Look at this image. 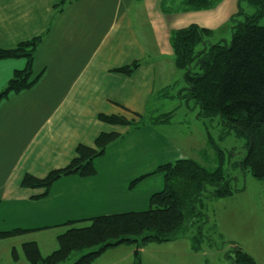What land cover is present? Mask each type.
<instances>
[{
	"label": "crops",
	"instance_id": "1",
	"mask_svg": "<svg viewBox=\"0 0 264 264\" xmlns=\"http://www.w3.org/2000/svg\"><path fill=\"white\" fill-rule=\"evenodd\" d=\"M239 2L223 0L212 9L167 13L162 0H0L1 49L42 36L33 65L37 82L0 104V208H15L11 214L18 228L36 232L118 212L111 210L115 193L121 191L118 169L61 178L39 199L34 197L43 192L23 188L22 179L27 173L43 178L67 166L80 144L94 146L102 132L124 135L111 146L134 142L133 134L135 140L152 136L151 149L164 151L163 132L173 122L133 129L108 124L99 116L147 115L154 106L166 111L155 100L183 75L175 64L172 32L191 24L221 30L237 13ZM136 60L142 64L131 75L114 71ZM26 66L25 58L0 60V92ZM137 132H142L140 137ZM168 162L173 159L157 160L128 175L130 188L135 179ZM148 193L150 197L153 192ZM114 252L106 250L93 264H114Z\"/></svg>",
	"mask_w": 264,
	"mask_h": 264
},
{
	"label": "trees",
	"instance_id": "2",
	"mask_svg": "<svg viewBox=\"0 0 264 264\" xmlns=\"http://www.w3.org/2000/svg\"><path fill=\"white\" fill-rule=\"evenodd\" d=\"M223 0H162L164 12L205 10L218 6ZM255 8L248 14L244 4ZM264 0H240L239 9L231 20V43H211L212 29L191 24L176 29L171 34L176 67L185 71V86L179 90L180 98L194 101L200 108L199 118L213 119L220 116L225 133L233 131L237 137L245 138V154L236 163L252 176L264 179ZM42 36L22 41L14 48L1 49L0 60L25 58L27 66L16 70L7 86L0 92V104L13 93L31 89L38 80L34 76V60ZM142 64L136 60L114 69L115 72L131 75ZM178 82L163 89L160 96L173 99ZM159 97V96H158ZM176 110L161 111L154 106L147 115L133 112L125 115L101 114L100 120L116 126L138 129L146 124H171ZM120 132H102L94 146L80 144L71 162L52 170L40 178L25 174L22 187L41 190L35 196H47L51 187L61 178L78 175L92 177L97 174L95 159L105 155L108 147L121 139ZM209 139L214 140L211 135ZM223 152L220 151V166L209 170L192 158H179L175 162L159 165L147 175L135 179L137 185L153 173L164 174V187L152 194L150 208L145 211H128L97 215L84 220L68 221L61 225L66 230L57 237L58 248L44 256L36 241L25 242L23 253L29 264H63L74 253L86 252L71 264H93L106 250L136 243H162L180 237H191L199 242L201 223L206 213L202 210L206 199H222L235 192L232 177L223 168ZM238 190V189H237ZM86 221L84 226L78 223ZM195 229V231H194ZM197 231V232H196ZM32 232L30 229L13 228L0 231V240ZM196 232V233H194ZM190 234V235H189ZM139 252L136 257L139 259ZM14 261L20 256L16 248L12 251ZM230 264H257L256 260L241 247L234 246L228 255ZM140 264V259L138 261Z\"/></svg>",
	"mask_w": 264,
	"mask_h": 264
},
{
	"label": "rangeland",
	"instance_id": "3",
	"mask_svg": "<svg viewBox=\"0 0 264 264\" xmlns=\"http://www.w3.org/2000/svg\"><path fill=\"white\" fill-rule=\"evenodd\" d=\"M244 8L248 14L255 12V8L249 4L245 3ZM260 25L264 26V18L261 19ZM219 30L214 32L210 42L231 43V23ZM184 76L185 71L176 80L178 88L174 90L175 94L177 93L175 98L169 99L159 94L155 100L159 105L164 104L161 108H168L165 109L166 111L177 108L172 120L173 124L163 132L167 146L164 151L161 148L151 149L152 136L135 140L133 134L134 142L126 141L117 146L110 145L107 154L95 159L98 171L120 170L121 191L115 193L111 210L118 211L115 213L148 210L151 198L148 192L151 190L155 193L163 189L164 174L153 173L133 188H130L131 179L128 175L151 167L157 160L162 161L166 157L173 159V162L179 158L178 156L192 158L209 170H215L221 164L220 151H222L223 168L227 175L233 178L235 192L227 198L204 200L202 210L206 213L205 222L200 224L202 234L196 245L191 237H180L162 243L150 242L146 245L122 244L113 247L116 249L113 255L114 264H138L139 259L140 264H230L227 258L232 254L234 246H239L249 253L257 264H264V179L255 178L236 165L245 154V138L237 137L233 131L225 133L220 116L213 119L199 118L200 108L196 103L180 98L179 90L185 86ZM137 133L139 137L142 134V132ZM209 135L212 136L214 143L210 141ZM160 183H163V186L158 188ZM14 210L15 208L9 204L0 208V231L18 228L16 215L11 214ZM66 222L0 240V264H29L22 248V245L29 241L38 242L44 256L50 254L58 248L57 237L66 230L61 226ZM86 224V221L78 223L80 226ZM14 248L20 256L18 261H14L12 257ZM137 251L140 255L139 259L136 257ZM84 253L86 252L74 253L63 264H71Z\"/></svg>",
	"mask_w": 264,
	"mask_h": 264
}]
</instances>
